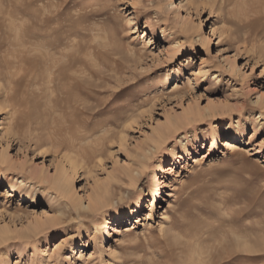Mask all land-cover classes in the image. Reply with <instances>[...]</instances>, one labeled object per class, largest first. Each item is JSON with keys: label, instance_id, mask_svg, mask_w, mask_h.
I'll use <instances>...</instances> for the list:
<instances>
[{"label": "rangeland", "instance_id": "1", "mask_svg": "<svg viewBox=\"0 0 264 264\" xmlns=\"http://www.w3.org/2000/svg\"><path fill=\"white\" fill-rule=\"evenodd\" d=\"M0 264H264V0H0Z\"/></svg>", "mask_w": 264, "mask_h": 264}, {"label": "bare ground", "instance_id": "2", "mask_svg": "<svg viewBox=\"0 0 264 264\" xmlns=\"http://www.w3.org/2000/svg\"><path fill=\"white\" fill-rule=\"evenodd\" d=\"M225 2H227L228 0H224ZM201 5V4H200ZM202 6V5H201ZM255 21L256 20H253V22H252V24H254L255 23ZM63 28V27H62ZM41 34V33H40ZM44 34V33H43ZM44 35H46V34H44ZM59 35V34H58ZM46 40V39H45ZM56 41V40H55ZM46 44V43H45ZM62 44V43H61ZM53 47V46H52ZM14 57V56H13ZM12 58V57H11ZM45 58V57H44ZM51 58H52V56H51ZM4 59V58H3ZM17 59H18V57H17ZM5 60V59H4ZM14 61V60H13ZM19 61H20V64H19V68H18V70H13V72L12 73H10V83H11V85H15V83H17L18 82V79L20 78V76L24 73L23 71V69H21L22 68V65L24 64V60H23V58H21V56L19 57ZM58 61V60H57ZM27 62V61H26ZM56 62V61H55ZM49 63V62H48ZM47 63V64H48ZM76 63H78V60H76V59H73V58H70V57H65L64 59H62V61L61 62H59V64H57V66H55L56 68H55V70L53 69V71L55 72L56 71V73L58 74V75H60V76H63V75H65L66 74V72H69L68 70H71L75 65H77ZM4 64V63H3ZM20 65H21V68H20ZM4 66H5V68L6 69H8V68H10L11 67V64H10V62H5V64H4ZM4 68V67H3ZM53 68V67H52ZM51 68V69H52ZM16 69V68H15ZM48 69V68H47ZM50 72H51V70H50ZM2 73V72H1ZM7 75V74H6ZM9 75V74H8ZM3 76V75H2ZM23 76V75H22ZM25 76V75H24ZM57 76V75H56ZM58 77V76H57ZM72 77V76H71ZM72 80H73V82H72V86H73V88H76V89H78V90H82V89H86V88H83L82 86H80V82H81V79L79 80V79H77V78H71ZM20 81H23L22 79L20 80ZM84 82V81H83ZM56 84V83H55ZM84 86H85V84H84ZM19 87V86H18ZM60 88V87H59ZM89 88V87H88ZM9 90V89H8ZM57 90V89H56ZM61 90V92H64L62 89H60ZM39 92V91H38ZM75 94V93H74ZM74 96V95H73ZM79 101V100H78ZM80 102V101H79ZM74 103V102H73ZM83 104V103H82ZM85 106V105H84ZM45 128V127H44ZM56 128V127H55ZM54 128V129H55ZM57 129H59V128H57ZM57 129H55V132H56V130ZM59 132H60V130H58ZM75 132V131H74ZM52 133V132H51ZM50 133V134H51ZM58 134V133H57ZM54 135V134H53ZM66 135V134H65ZM65 135H64V137H62L61 139L62 140H60V144L61 145H65V146H67V147H70V145L72 144V142H73V140L74 139H72V137H68L67 135V137H65ZM51 136H52V134H51ZM57 138V137H56ZM58 139V138H57ZM55 140V139H54ZM58 143H59V141H57ZM57 143V144H58ZM74 143V142H73ZM59 144V145H60ZM234 145H232L230 142H227V148L228 149H230V147H233ZM75 147V146H74ZM84 148V147H83ZM75 149H77V148H75ZM74 149V150H75ZM77 151H78V149H77ZM156 182H157V180H156ZM154 184H155V181H154ZM157 186V185H156ZM160 193L161 192H159L158 190L157 191H155L154 193H153V195H152V203H156V202H158V199H160ZM137 202H139V201H137ZM138 204V203H137ZM95 205H91L90 207H86V210L89 212V211H93V210H95ZM87 213V212H86ZM118 217V216H117ZM106 229H105V233H104V235L107 237L108 235H109V232H108V228L109 227H105ZM195 245V244H194ZM251 250V249H250Z\"/></svg>", "mask_w": 264, "mask_h": 264}]
</instances>
